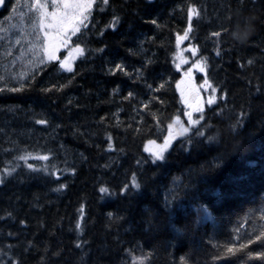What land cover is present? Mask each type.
<instances>
[{
    "label": "trees",
    "instance_id": "16d2710c",
    "mask_svg": "<svg viewBox=\"0 0 264 264\" xmlns=\"http://www.w3.org/2000/svg\"><path fill=\"white\" fill-rule=\"evenodd\" d=\"M85 25L71 72L0 74V264H264V0H95ZM186 30L218 97L156 161Z\"/></svg>",
    "mask_w": 264,
    "mask_h": 264
},
{
    "label": "rangeland",
    "instance_id": "374dc122",
    "mask_svg": "<svg viewBox=\"0 0 264 264\" xmlns=\"http://www.w3.org/2000/svg\"><path fill=\"white\" fill-rule=\"evenodd\" d=\"M31 2L32 0H17L15 5L8 8L4 14L0 16V74H2V78H14L15 80L24 81L34 70L49 62L44 55L43 33L39 32L36 14L30 11L26 6ZM48 2V10L52 11L50 6L51 0H48ZM68 2L73 3L77 2V0H68ZM94 2L95 0H91L92 7ZM70 40L67 46L62 45L59 47L56 58L53 60L57 59L60 52L67 49ZM176 49L175 64L182 74V78L178 83L179 87L177 88L183 104V117L176 119L172 123L171 129L168 128L166 132L165 138L171 131L175 139L169 145L164 156L176 141L183 138L195 124L202 121L206 109L209 105H213L218 97L216 90L213 92V88L209 81L206 80L207 83H205L206 81L203 80V78L206 77V68L197 58L198 52L196 47L191 44L188 45L187 39H181L178 42V47L176 44ZM79 56L80 54L76 53L75 49H71L64 54L61 61L71 57L68 66L72 69L74 62ZM42 59L43 63H41ZM201 68L203 70H201ZM63 70L68 71L65 69ZM192 74H196L199 77L195 80L192 78ZM188 80L192 83V90L189 89L190 84ZM194 93H196V95H194ZM193 97H195V99L191 102ZM188 98H190V100ZM210 100L212 103H209ZM204 104L206 105L204 106ZM196 107H199L201 110L194 111ZM186 113H191L192 121H195V123L189 121ZM182 129H187V131L184 132ZM165 138L161 143L148 142L144 148L145 153L152 156L154 159L152 153L159 146L163 145Z\"/></svg>",
    "mask_w": 264,
    "mask_h": 264
},
{
    "label": "snow or ice",
    "instance_id": "6c2138e0",
    "mask_svg": "<svg viewBox=\"0 0 264 264\" xmlns=\"http://www.w3.org/2000/svg\"><path fill=\"white\" fill-rule=\"evenodd\" d=\"M107 3V0H104ZM5 0H0V7L4 6ZM30 11L35 12L36 17L38 19V29L39 32L43 33V49L45 57L50 61L56 58V53L59 51L60 46H67L68 41L72 36H75L78 31L82 27H86L84 21L88 19V14L92 8L91 0H77V2L70 3L68 0H51V8L52 11H49V2L48 0H32V2L26 5ZM196 13V10L193 7H189L188 15L191 18ZM155 23V22H154ZM54 30V33H53ZM187 38V30L185 31L184 37H177V40L186 39ZM76 53L82 55L83 49H80L79 46L75 49ZM71 57L67 58L64 61H61L60 67L62 69L71 71L69 65ZM43 63V59L41 60ZM117 68H121V65H117ZM201 70H203L201 68ZM207 83V81L205 82ZM22 87V86H21ZM64 87V85H61ZM163 87V85L161 86ZM179 87V84H178ZM20 89L13 88L12 91H19ZM47 91V89H44ZM215 92V89H213ZM131 95V93H130ZM183 95V93H182ZM209 103H212L210 100ZM199 107H196L194 111H200ZM188 115L189 121H192L191 113H186ZM37 123H43V121H37ZM171 125H169V129H171ZM182 131L186 132L187 129H182ZM175 139L172 132H169V135L165 138L163 145L159 146L152 155L156 160H163L164 153L168 150L169 145ZM150 143H154V141H150ZM111 146V145H110ZM26 157L21 156L20 159H25ZM40 159H47V157H39ZM31 168V165H29ZM61 188L64 185L60 186ZM134 188H139L140 185L137 183H133ZM108 189L102 187L100 189L101 193L107 192ZM123 191V189H122ZM77 229L80 228V224H77ZM231 251V249H229Z\"/></svg>",
    "mask_w": 264,
    "mask_h": 264
},
{
    "label": "bare ground",
    "instance_id": "6f19581e",
    "mask_svg": "<svg viewBox=\"0 0 264 264\" xmlns=\"http://www.w3.org/2000/svg\"><path fill=\"white\" fill-rule=\"evenodd\" d=\"M5 4H8V0H5ZM172 125V124H171ZM169 128V127H168ZM168 130V129H167ZM167 132V131H166ZM166 135V134H165ZM165 138V137H164ZM164 140V139H163ZM163 142V141H162ZM159 143V142H157Z\"/></svg>",
    "mask_w": 264,
    "mask_h": 264
}]
</instances>
